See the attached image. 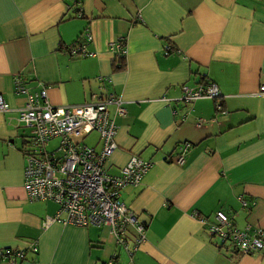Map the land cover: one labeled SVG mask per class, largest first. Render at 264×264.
Segmentation results:
<instances>
[{"label":"crops","instance_id":"crops-1","mask_svg":"<svg viewBox=\"0 0 264 264\" xmlns=\"http://www.w3.org/2000/svg\"><path fill=\"white\" fill-rule=\"evenodd\" d=\"M88 30L96 55L71 56L67 47ZM124 38L127 69L114 71L112 45ZM202 78L222 96L176 100ZM263 83L264 0H0V94L13 109L0 112V249H27L20 264H264V247L233 254L202 222L223 211L238 229H264ZM17 84L60 106L106 90L122 97L127 113L115 116L107 172L119 175L134 155L152 162L120 194L146 226L134 255L107 225H44L58 206L29 200L24 188L28 132L12 119L28 96ZM89 143L101 146L97 134Z\"/></svg>","mask_w":264,"mask_h":264},{"label":"built area","instance_id":"built-area-1","mask_svg":"<svg viewBox=\"0 0 264 264\" xmlns=\"http://www.w3.org/2000/svg\"><path fill=\"white\" fill-rule=\"evenodd\" d=\"M86 35V41H75L67 47L71 56L96 55L89 49L94 40L93 33L88 30ZM112 47L118 54H126L123 45L113 44ZM17 92L28 96L27 104L18 109V116L11 118L15 128L29 131L27 144L23 148L24 188L29 200L53 201L58 205L57 215L48 218L44 225L53 221L80 227L107 225L117 244L134 254L147 240L146 226L120 199V194L128 185H140L152 162L134 155L119 175L107 172L106 164L118 148L116 137L119 126L115 116L127 113L122 97L116 93L104 97L93 94L90 102L60 106L50 102L45 90L30 94L25 86L17 84ZM260 93L264 94V83L260 86ZM220 96L219 85L211 81L200 82L196 86L184 85L182 95L176 100L189 103ZM113 107L116 109L114 114ZM218 109L221 110V106ZM12 110L0 94V112ZM203 122L199 120V124ZM93 133L99 137V148L87 141ZM56 139L60 145L50 149V143ZM191 147L189 142L179 146L176 157L179 164L186 163ZM243 205L248 206L246 201H243ZM202 222L220 244H232L243 255L260 252L264 247V229H238L223 211L216 212L215 221L202 219ZM32 248L38 251L37 242L33 243ZM3 251L4 248L0 249V255ZM16 255L22 256L23 253L17 249L10 256V264L17 262Z\"/></svg>","mask_w":264,"mask_h":264},{"label":"trees","instance_id":"trees-1","mask_svg":"<svg viewBox=\"0 0 264 264\" xmlns=\"http://www.w3.org/2000/svg\"><path fill=\"white\" fill-rule=\"evenodd\" d=\"M116 44H118V45H123V47H124V49L126 50V54H124V53H122V54H117V56H115L114 57V59L112 60V65H113V69H114V71H123V70H126L127 69V63L125 62V55H127V40H126V38H124V39H122V40H120V41H118ZM168 52L167 53H170V50H167ZM88 57V56H87ZM87 57H81V58H87ZM90 57V56H89ZM200 82H207L206 81V79L205 78H202V80L200 81ZM199 82V83H200ZM210 82V81H209ZM187 86H190V85H187ZM110 93H115V92H112V91H110V90H106L105 92H103V93H100V94H98L100 97H104L105 95H109ZM118 95V94H117ZM120 96V95H119ZM26 130V129H25ZM28 134H29V131H28ZM94 134V133H93ZM93 134H91V135H89V137H88V139H87V141L89 142V140H91V136L93 135ZM96 134V133H95ZM27 136L28 135H26V136H24V138L26 139L27 138ZM57 140V144L56 145H54L53 147H58L59 145H60V142H59V140L58 139H56ZM27 141V140H26ZM26 141H25V145L23 146V148H25V146H26ZM52 147V148H53ZM49 148H50V145H49ZM51 149V148H50ZM123 190V189H122ZM121 190V191H122ZM53 202V201H52ZM58 222V221H57ZM61 223V222H60ZM92 226V225H91ZM103 226V225H102ZM104 226H106V225H104ZM264 236V235H263ZM116 241V240H115ZM35 242H37V241H35ZM117 243V242H116ZM37 244H38V242H37ZM119 245V244H118ZM32 246H33V243L30 245V249L33 251V252H35L34 250H33V248H32ZM121 248H123L127 253H129L128 251H127V249H125L123 246H121V245H119ZM221 249H222V247L223 248H227L228 250H229V252L231 251L233 254L234 253H240L239 251H237L234 247H233V245L232 244H221L220 246H219ZM229 247V248H228ZM18 249V252L20 251V252H22L23 253V255L22 256H20V255H16L15 257L17 258L16 260H17V262L16 263H14V264H20L22 261H24L25 259H27V249H22V248H4V251H3V254L2 255H0V259L2 260V261H6V263L7 264H10V262H9V260H10V256L12 255V254H14V252L16 251ZM139 250V248L137 249V251ZM38 251H39V245H38ZM38 251L37 252H35V253H38ZM136 251V252H137ZM135 252V253H136ZM134 253V254H135ZM130 254V253H129ZM134 254H130V255H134ZM243 255V254H242Z\"/></svg>","mask_w":264,"mask_h":264},{"label":"rangeland","instance_id":"rangeland-1","mask_svg":"<svg viewBox=\"0 0 264 264\" xmlns=\"http://www.w3.org/2000/svg\"><path fill=\"white\" fill-rule=\"evenodd\" d=\"M26 133L28 132V130H25ZM95 134V133H94ZM57 144V140H54L52 143H50V148H52L54 145ZM58 206V205H57Z\"/></svg>","mask_w":264,"mask_h":264}]
</instances>
